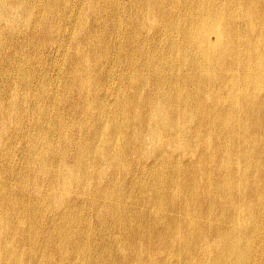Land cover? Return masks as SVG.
Segmentation results:
<instances>
[{
  "label": "bare ground",
  "instance_id": "obj_1",
  "mask_svg": "<svg viewBox=\"0 0 264 264\" xmlns=\"http://www.w3.org/2000/svg\"><path fill=\"white\" fill-rule=\"evenodd\" d=\"M0 264H264V0H0Z\"/></svg>",
  "mask_w": 264,
  "mask_h": 264
}]
</instances>
